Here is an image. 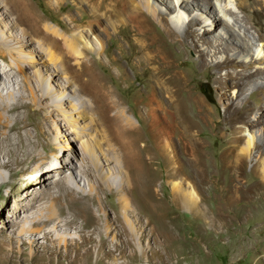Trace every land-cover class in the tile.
I'll use <instances>...</instances> for the list:
<instances>
[{
  "label": "bare ground",
  "instance_id": "bare-ground-1",
  "mask_svg": "<svg viewBox=\"0 0 264 264\" xmlns=\"http://www.w3.org/2000/svg\"><path fill=\"white\" fill-rule=\"evenodd\" d=\"M173 1L176 3L167 4L165 9L178 19L169 18L152 0H44L53 10L64 9L60 27L40 16L31 0H0V148L8 153L6 160L0 153V164L8 167L12 156L21 166L27 165L23 173H36L45 180L44 185L36 184L38 192L26 191L12 207L15 212L12 226L21 227L18 235L22 231L38 232L32 229L36 224L44 228L61 226L66 230L77 221L63 219L64 205L79 201L87 207L92 203L95 226L89 233L81 234L80 241H72L85 247L74 258L128 264L139 251L141 260L152 261L157 256L161 259L158 264H169L170 258L158 242L153 244L150 239H144L151 233V222L141 224L135 217L133 201L128 195L135 186L131 172L137 170L151 181L149 166L158 158L156 151L165 159L173 200L181 203L183 209L202 214L212 226L224 227L228 219L222 210L216 213L188 181L191 177L210 184L217 173L204 132L219 135L227 143V149L222 152L225 155L222 172L229 170L230 179L228 193L223 197L227 205L256 199L252 187H243L247 181L243 172L250 164L252 176L259 174L264 184V0H234L258 35L234 11L230 0ZM82 7L88 10L89 19L77 18L84 14ZM182 14L188 15L186 19ZM100 22L110 28L106 32L109 38L122 26L133 31L137 46L134 63L139 70L147 71L150 88L138 98V109L154 135L155 150L136 128L124 102L93 67L91 60L95 57L88 55L89 50L99 54L105 49L101 40V49L92 46L88 34H93L89 30L92 24ZM158 22L166 25L165 36L155 33ZM186 63L193 65L194 71H186ZM208 69L219 100L217 106L210 105L191 84V80L201 79ZM118 78L127 79L121 71ZM248 85L252 86V94L263 98L256 106L260 112L254 117L255 106L246 108L238 101ZM78 92H88L95 99L94 121L98 127L95 133L90 127H80V116L68 111L86 112L89 107ZM220 104L225 109L219 114L214 108L218 109ZM51 119L63 123L60 133L74 136L82 144L81 153L77 151V165L67 162L74 167L61 161L63 156H70L64 149L57 155V161H61L58 167L54 165L55 158L40 149H47L50 143L46 125ZM66 136L59 139L65 141ZM97 136L107 141V147L103 142L97 143L101 157L84 141L98 139ZM7 182L0 173V186ZM108 188L118 197L115 205L107 195L103 196ZM44 189L48 202L41 201ZM24 198H29V202ZM112 215L115 227L106 221ZM63 220L66 223L61 225ZM95 235L99 237L96 243ZM65 237L58 233L55 238L68 245ZM88 242L90 246H86ZM4 243L3 237L0 247Z\"/></svg>",
  "mask_w": 264,
  "mask_h": 264
},
{
  "label": "rangeland",
  "instance_id": "rangeland-1",
  "mask_svg": "<svg viewBox=\"0 0 264 264\" xmlns=\"http://www.w3.org/2000/svg\"><path fill=\"white\" fill-rule=\"evenodd\" d=\"M230 1V5L234 11L245 19L246 23H244L256 34V28L252 27L251 20L244 17V13H241L236 7L234 0ZM31 2L34 4L38 14L45 20L54 22L60 27L63 26L60 16L64 13V9L57 10L54 8L53 10V7L44 2V0H31ZM152 2L169 18L174 17L178 19L175 17L176 14L167 13L165 9V7L167 8V4L172 3L174 5L176 1L152 0ZM139 3L143 4L141 1ZM75 4L80 6L76 1ZM67 6L69 7V5ZM82 9L84 11L82 12L84 13L82 15L83 18H80V16L77 18L80 20L89 19L88 10L85 7H82ZM187 16L184 14L183 17L182 14V17L185 19ZM186 22L183 25L180 23L182 29L186 25ZM165 27L164 23L158 22L155 33L165 36ZM182 29L179 30L182 31ZM89 30L93 32V34H88L92 39V46L101 49V40L105 49L99 54L89 50L88 55L95 57V60H91L94 69L106 79L115 95L124 102V106L131 117H133L132 119H134L136 128L144 134L143 136L146 139H149L153 150H155L153 145L154 135L150 132L138 109V105L140 104V102L138 103V98L143 97L147 90L150 91V88L147 82V71L139 70L134 63L133 57L137 46L134 44L135 40L132 29L128 26H122L118 33L113 32L110 38L107 36L110 28L104 22L93 23ZM175 30L178 31L177 27ZM85 31L87 32V29ZM85 31L83 32L84 34ZM206 31L209 32V26H206ZM262 38L264 39V34ZM189 41H192L191 38ZM42 57L46 59V56ZM37 60L43 61L40 58H37ZM184 67L188 72L194 71L193 65L190 63H186ZM120 71L123 72V75L127 79L118 78L120 77ZM208 73L209 69L203 74L201 79L191 80V84L193 85V90L201 94L210 105L217 106L219 100L215 88L209 80ZM233 91L234 89L231 88L229 92L230 96L233 95ZM207 93L212 95L213 101L208 98ZM77 95L84 98L89 107L86 108V112L80 111L79 113V111L76 112L77 110L73 109L68 111L74 112L77 117L80 116V119H82L80 127H90L95 133L94 129H98L94 121V118L97 117L95 99L88 92ZM244 99H248V101H244ZM262 100L263 98L260 95L252 94V86L250 85L244 88L242 95L238 99L239 103H244L246 108L255 106L252 109L253 117L260 112L257 107ZM67 104L71 103L67 101ZM214 109L216 113L220 114V112L224 111L225 105L220 104L218 105V109ZM214 124L219 123L214 121ZM62 126L63 123L55 119H51L48 122L46 132L51 137L49 138L50 143L47 149L43 147L40 149L42 153L50 154L53 159L55 158V167L61 165V161L66 163L68 167H74L71 164L77 165V151L78 154L81 153L82 144L74 136H66L65 132L60 133L59 129ZM61 136H66L65 141L59 139ZM204 137L208 142L214 170L217 173L212 176L214 179H212L211 185L207 182L201 183L191 177H188V181L208 201L207 205L213 208L216 213L219 214L220 210H222L223 215L228 219L227 224L218 229L212 226L210 222H207L202 214L199 215L187 208L183 209L181 208V203L173 200V195L168 184L165 159L155 151L154 154L158 158L154 164L149 166L152 169V174L149 176L152 180L147 181L146 176H143L137 170H133L131 175L135 180L134 191L128 192L129 197L133 201V208L136 211L134 212L135 217L141 220V224L148 220L151 222L149 226L151 233L146 234L144 239L145 241L150 239L153 244L158 242L162 251H165L169 256V264H264V184L260 181L259 174L254 173V176L255 174L258 176H252V173L249 171L251 165H247L243 172L246 175L247 181L243 187H252L251 192L256 194V199L249 202L240 200L227 205L223 197L228 193L230 179L227 173H229V170L222 172V160L225 156L222 152L227 149V143L221 140L222 138L219 135L215 136L209 132H204ZM97 138H85L84 141L92 149H95L101 157L102 151L97 143L103 142L102 145L107 147V141H104L102 136H97ZM63 149L70 153V156H63L61 161H57V155H61ZM0 153L4 154L5 160L8 158V153L4 149L0 148ZM8 162H10L8 167H2L0 164V173L5 176L7 181L9 180V182L0 186V239L5 238V243L0 247V264H107L104 260L96 263L94 258L87 262L79 257L74 258L77 253L83 252L85 247L72 244V241H80L81 234L89 233L95 226L92 215L94 205L92 203H89L87 207L79 201L71 202L70 206L64 205L66 217L63 219H75L77 221V224L72 223L66 230L63 227L61 228V226L57 227L53 225L55 227L44 228L41 224H36L32 226V229H36L38 232L22 231L23 234L18 235L21 232V227L17 226L14 228L12 226L11 222L15 217L12 207L18 202L20 195L25 196L26 191L34 190L38 192L39 189L36 187V184L41 183L44 185L45 180L41 176H37L36 173H23V168L27 165L21 166L12 156L9 157ZM19 188H21V191L18 190ZM41 192V201L48 202L47 189ZM106 195L113 205L117 204L118 197L112 194L109 188L103 194V196ZM216 196L217 199L215 201ZM28 199L24 198L26 202H29ZM107 209L110 210V213L113 212L110 205H107ZM106 221H110V224L115 227L113 215L108 217ZM64 222L63 220L61 225ZM28 225L31 227L30 224ZM58 233L66 236L68 245L64 244V240L61 241L55 238ZM94 237L96 243L99 237L98 235ZM90 245L91 242L86 244V246ZM139 254V251H137L134 261L128 264H158V262H161V259L157 256L152 258V261H147L146 258L141 260L138 258Z\"/></svg>",
  "mask_w": 264,
  "mask_h": 264
},
{
  "label": "water",
  "instance_id": "water-1",
  "mask_svg": "<svg viewBox=\"0 0 264 264\" xmlns=\"http://www.w3.org/2000/svg\"><path fill=\"white\" fill-rule=\"evenodd\" d=\"M207 95H208V98H209L210 100H212V101L214 100L211 94L207 93Z\"/></svg>",
  "mask_w": 264,
  "mask_h": 264
}]
</instances>
